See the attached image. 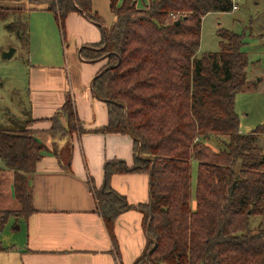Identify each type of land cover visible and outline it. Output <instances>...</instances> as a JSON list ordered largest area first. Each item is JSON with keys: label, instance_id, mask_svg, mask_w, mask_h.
<instances>
[{"label": "trees", "instance_id": "1", "mask_svg": "<svg viewBox=\"0 0 264 264\" xmlns=\"http://www.w3.org/2000/svg\"><path fill=\"white\" fill-rule=\"evenodd\" d=\"M6 2L43 6L61 31L73 11L101 26V40L79 49L84 60L103 61L90 85L108 118L94 130L129 135L133 152L130 163L105 161L99 188L88 182L113 243L117 216L142 213L147 242L133 264H264V151L254 142L259 129L239 132L234 110L235 93L246 83L240 36L219 27V49L198 54L202 17L230 11L232 1L149 0L138 7L136 0H109L108 25L93 0H0V20L23 9ZM23 18L7 24L19 25L18 37L27 35ZM51 120L50 132H84L69 95ZM4 124L0 161L13 171V194L26 216L34 210L29 178L45 149L24 120ZM211 137L218 150L206 142ZM69 160L70 153L65 165L58 161L60 168L68 171ZM122 173L149 175L147 202L130 203L111 187V176ZM8 214L0 213V231Z\"/></svg>", "mask_w": 264, "mask_h": 264}, {"label": "crops", "instance_id": "2", "mask_svg": "<svg viewBox=\"0 0 264 264\" xmlns=\"http://www.w3.org/2000/svg\"><path fill=\"white\" fill-rule=\"evenodd\" d=\"M4 4L20 5L29 10V5L24 2ZM93 6L95 8L94 2ZM30 10L47 9L37 6L36 9ZM60 33L65 48H70L73 53L70 58H78L81 64L79 73L70 68L69 58H65L64 66L51 65L46 66L47 69L32 67L28 84L22 90L26 91L27 105L21 104L23 95L18 93L20 88L13 90L17 92L15 95L18 99H10L14 106L12 116L21 121V115L29 116L32 121L29 122L28 128L37 141L47 148L29 178L31 205L34 210L22 219L18 218L24 224L23 235L11 237L14 238V243L6 246L8 248L0 253L11 252L13 259L1 262L133 264L144 251L147 242L142 213L129 209L117 216L113 243L96 210L89 183L92 182L99 188L103 181L102 167L105 161L120 158L130 163L133 152V140L129 135L94 130L105 125L108 118L105 101L95 96L90 85L103 61L84 60L79 56V49L100 41L102 29L84 14L73 11L65 17L64 29L60 30ZM16 49L14 48V52ZM66 95L72 99L84 132L53 136L50 133L51 118L62 105ZM61 123L64 125L65 121L62 120ZM67 146L70 153L68 171L61 169L58 162H64L62 152ZM9 173L11 177L9 181L7 179L6 193L15 200L13 172ZM109 183L118 193L126 194L130 203L137 204L149 200V175L146 173L113 174ZM134 189L137 196H134Z\"/></svg>", "mask_w": 264, "mask_h": 264}, {"label": "rangeland", "instance_id": "3", "mask_svg": "<svg viewBox=\"0 0 264 264\" xmlns=\"http://www.w3.org/2000/svg\"><path fill=\"white\" fill-rule=\"evenodd\" d=\"M93 2L96 10L102 16L101 21L108 25L112 19L108 8L109 0H93ZM236 2L235 10L211 11L202 17L198 54L214 52L219 49L220 38L217 34L219 27L229 29L240 36V50L247 58L246 83L235 93L234 110L239 120V132L250 133L259 129L255 133L254 142L264 151V0H237ZM148 3L149 0H136L138 7H144ZM17 16L21 20L24 19V16L27 20L25 25L27 35L22 37L17 36L18 24L11 29L7 27L8 23L19 20ZM62 37L60 28L49 10L29 11L23 8L21 12L10 13L6 18L0 20V121L2 123L7 125L16 120L11 114L14 112V106L10 100L11 98L18 99V96L15 95L17 92H13L15 88L21 89L18 92L23 95L21 104L27 105L26 91L22 90L28 84L30 68L47 69L45 67L51 65L64 66L65 58H69L68 65L73 72L79 73L81 64L78 58H70L73 57V53L70 52V48H65ZM13 47L17 48L16 51L10 57H4V52ZM20 117L27 124L32 121L29 116L21 115ZM53 120L57 121L58 119L56 120L54 117ZM62 130L59 128L58 134H56V130L55 133L53 131L50 133L53 136L63 135L66 130ZM206 142L214 150H218L220 146L218 139L214 137L209 138ZM45 148L47 147L44 146ZM68 151L69 146L62 152L64 165L69 155ZM43 152L44 150H42V155ZM195 170L196 161H193V184ZM10 171L12 170L4 167L0 161V213L2 211L9 212L6 223L0 231V242L4 249L14 243V238L11 237H22L24 231V224L18 219L19 217L23 218V212L20 211L17 200L6 193L7 179L9 181L11 177ZM136 194L137 191L134 189V196H137ZM146 194L148 196V190H146ZM122 195L127 201L130 200L126 194ZM191 202L193 207L194 198ZM257 219L259 218H252L250 228L255 227ZM10 253H0V264H5L2 262L13 259Z\"/></svg>", "mask_w": 264, "mask_h": 264}, {"label": "water", "instance_id": "4", "mask_svg": "<svg viewBox=\"0 0 264 264\" xmlns=\"http://www.w3.org/2000/svg\"><path fill=\"white\" fill-rule=\"evenodd\" d=\"M13 52H14V47L10 48L8 51H5L4 57H10Z\"/></svg>", "mask_w": 264, "mask_h": 264}, {"label": "built area", "instance_id": "5", "mask_svg": "<svg viewBox=\"0 0 264 264\" xmlns=\"http://www.w3.org/2000/svg\"><path fill=\"white\" fill-rule=\"evenodd\" d=\"M232 1V10H235L237 8V0H231Z\"/></svg>", "mask_w": 264, "mask_h": 264}]
</instances>
